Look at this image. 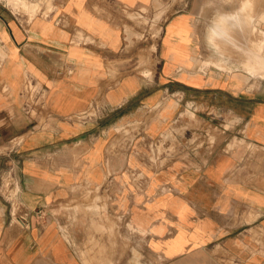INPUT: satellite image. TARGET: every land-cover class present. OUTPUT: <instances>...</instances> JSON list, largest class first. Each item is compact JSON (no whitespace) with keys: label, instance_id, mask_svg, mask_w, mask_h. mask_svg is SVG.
<instances>
[{"label":"crops","instance_id":"1","mask_svg":"<svg viewBox=\"0 0 264 264\" xmlns=\"http://www.w3.org/2000/svg\"><path fill=\"white\" fill-rule=\"evenodd\" d=\"M110 1H0V264H264V80Z\"/></svg>","mask_w":264,"mask_h":264},{"label":"rangeland","instance_id":"2","mask_svg":"<svg viewBox=\"0 0 264 264\" xmlns=\"http://www.w3.org/2000/svg\"><path fill=\"white\" fill-rule=\"evenodd\" d=\"M0 1L7 5V7H12L13 11L16 10L15 12L19 13L23 12L24 15H28L30 18L31 16L40 13L41 10L45 11L49 7H54L55 5L62 3L63 0H35V3L34 0H27L28 2H26V0ZM222 3H224L223 0H150L147 3V6L135 7L128 10L119 9V11L117 12L122 18L121 20L124 22V24L130 23L131 26L128 28L125 27V29L131 31L130 34L134 35L135 38L139 41L141 55L148 58L149 56H153V67H158V65L160 64L158 60V54L160 52V43L163 39L162 36L164 34V30L166 29V25L169 24L171 20L174 21L175 17L179 16V14L183 13L186 10L187 17L190 21V24L188 25V34H191L190 37H192V39H190V41H193L191 53L195 58V62L198 67H200L203 60H217L219 62V60L222 59L220 60V62L223 65V70L231 71L234 69H244L252 76H261L260 78L253 77L254 81L256 80L257 82L259 79L264 80V73L260 74L261 67L255 66L253 67L254 69H252L244 67L240 64V60H242L243 58V53L240 50L239 52H236V49L220 54V52L215 50V48H213L212 44L209 42L207 38V32L213 20H215L214 17H216L217 11L223 8L221 7ZM259 25H257L259 31L261 33L264 32V20ZM172 34L174 36L176 35L178 40L180 36H183L182 34L184 33L181 34L179 29L174 27ZM243 46L245 47L247 46V44L242 43V47ZM219 57L220 59H218ZM140 61H142V58L140 59ZM212 66L213 65H209L208 67ZM208 67L206 66L204 69ZM263 68L264 67H262V69ZM96 110L97 108L95 109L91 107L88 112L90 114H94Z\"/></svg>","mask_w":264,"mask_h":264},{"label":"bare ground","instance_id":"3","mask_svg":"<svg viewBox=\"0 0 264 264\" xmlns=\"http://www.w3.org/2000/svg\"><path fill=\"white\" fill-rule=\"evenodd\" d=\"M223 1L224 3L221 5L223 8L217 11L215 20L211 26L209 25L210 28L207 32L209 42L220 54L226 51L237 49L236 52H239L240 50L243 53V58L241 57L242 60H240L241 65L252 69L255 66L261 67L260 74L264 73V68L262 69L264 67V34L262 33L264 32L261 33L257 26L264 20V0ZM26 2L28 1L26 0ZM242 43H246L247 46L242 47ZM220 60L219 62L217 60H203L199 68L202 70L206 66L214 65L222 69L223 65Z\"/></svg>","mask_w":264,"mask_h":264}]
</instances>
